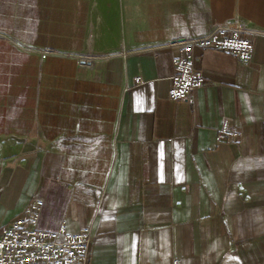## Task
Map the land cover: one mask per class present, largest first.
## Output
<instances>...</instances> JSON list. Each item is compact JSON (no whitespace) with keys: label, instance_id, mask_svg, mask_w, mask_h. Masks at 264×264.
<instances>
[{"label":"crops","instance_id":"obj_1","mask_svg":"<svg viewBox=\"0 0 264 264\" xmlns=\"http://www.w3.org/2000/svg\"><path fill=\"white\" fill-rule=\"evenodd\" d=\"M114 5L0 0V230L39 199L88 264H264V0ZM237 25L252 60L195 49L206 83L170 100L175 42Z\"/></svg>","mask_w":264,"mask_h":264},{"label":"built area","instance_id":"obj_2","mask_svg":"<svg viewBox=\"0 0 264 264\" xmlns=\"http://www.w3.org/2000/svg\"><path fill=\"white\" fill-rule=\"evenodd\" d=\"M250 37L249 28L237 25L218 27L204 37L175 42L179 55L173 59L176 76L169 99L192 102V93L205 85V76L196 63L195 49H214L249 63L254 54ZM49 52L42 51L43 54ZM136 83L140 84V79ZM238 136L230 121H225L219 129L220 140ZM42 205L41 200L35 199L22 216L0 230V264H88L91 228L78 234L68 233L64 226L56 232L40 231ZM170 264H182V261L174 258Z\"/></svg>","mask_w":264,"mask_h":264},{"label":"rangeland","instance_id":"obj_3","mask_svg":"<svg viewBox=\"0 0 264 264\" xmlns=\"http://www.w3.org/2000/svg\"><path fill=\"white\" fill-rule=\"evenodd\" d=\"M113 1H114V4H115L114 7L117 8V10H118V6H119V1L120 0H113Z\"/></svg>","mask_w":264,"mask_h":264}]
</instances>
